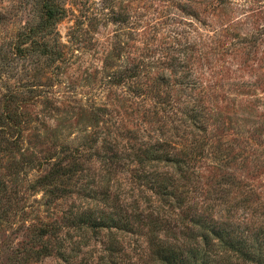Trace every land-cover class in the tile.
<instances>
[{
	"label": "rangeland",
	"instance_id": "rangeland-1",
	"mask_svg": "<svg viewBox=\"0 0 264 264\" xmlns=\"http://www.w3.org/2000/svg\"><path fill=\"white\" fill-rule=\"evenodd\" d=\"M41 1L0 0V264H162L199 220L264 264V0H53L27 39Z\"/></svg>",
	"mask_w": 264,
	"mask_h": 264
},
{
	"label": "trees",
	"instance_id": "trees-1",
	"mask_svg": "<svg viewBox=\"0 0 264 264\" xmlns=\"http://www.w3.org/2000/svg\"><path fill=\"white\" fill-rule=\"evenodd\" d=\"M41 16L40 21L36 26L30 27L29 31L25 34L26 38H31V35L36 31V29H42L46 30L47 28H50L52 25H56L57 22L64 16V8L57 3H55L53 0H42L41 1ZM52 30V28H50ZM52 32V31H51ZM43 44V47L46 50V54L48 56H53L55 53L53 52L52 48L49 46V42L45 40L41 45ZM35 45H37V42L31 39L30 46L27 47L29 50H33L35 48ZM63 54V51H61ZM7 111L0 115V135H7V138L5 139L6 144L8 146L4 150L11 149L14 144L18 143V139L16 136L19 137L18 134L21 133L22 130V113L18 112H11L9 109H6ZM2 136V135H1ZM3 137H1L2 139ZM11 147H10V146ZM58 166L61 167V164H58ZM58 167V170L59 168ZM57 170V171H58ZM56 171V172H57ZM68 172L62 173L60 171L57 172V175L62 176ZM58 176L55 177V175L51 174L47 177V180H50V182L55 181V179L58 178ZM47 180L45 179V183L47 185H50ZM167 195V194H166ZM176 200L179 199V196H174ZM92 221V220H91ZM194 222V220L192 219ZM97 220H94L92 222L91 226H97ZM196 225H199L202 228V231L197 234L200 236L202 244L197 239V235L194 233L188 234V237L191 239L192 247L189 248L187 255L182 256L180 253L176 252L172 248H170V245L165 244L164 241L156 239L155 242H153V246H155V252L159 256V260L162 264H216L213 263V256L216 255V250L221 249L222 251H225L224 256L227 258L225 259L228 264H232V259H239L242 258L244 262L247 260H250L252 262H255L256 264H261L262 257L261 253L258 255V259H253L249 256V253L247 251V248L245 246H242L241 242L235 241L232 238H226L224 237L223 231L218 230V228L215 225L209 226L205 223V221H197ZM48 233L47 228H40L38 229V234L36 236V239L38 240V237H41L43 235H46ZM216 239V242L213 241V239ZM28 244H25L22 246V250L20 248H16V254L15 259L17 262L24 259H28L30 257V252H32V248H27ZM25 248L27 250V255L29 257L24 258L23 252H25ZM48 246L44 247V251H41L40 249L33 252L32 254L35 255H49L51 253L47 252ZM228 253V254H227ZM61 254V253H60ZM20 256V257H19ZM111 257V254L110 256Z\"/></svg>",
	"mask_w": 264,
	"mask_h": 264
}]
</instances>
